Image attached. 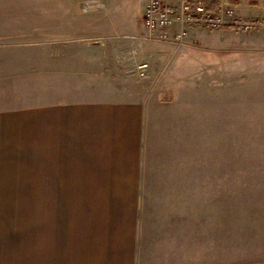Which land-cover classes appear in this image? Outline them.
I'll use <instances>...</instances> for the list:
<instances>
[{"label": "rangeland", "instance_id": "rangeland-1", "mask_svg": "<svg viewBox=\"0 0 264 264\" xmlns=\"http://www.w3.org/2000/svg\"><path fill=\"white\" fill-rule=\"evenodd\" d=\"M204 1L262 24L194 25L176 42L147 36L149 0H0V110L146 100L142 167L180 170V215H263L264 0ZM78 36L102 64L80 61L84 47L67 42ZM141 61L149 77L137 73Z\"/></svg>", "mask_w": 264, "mask_h": 264}, {"label": "crops", "instance_id": "crops-1", "mask_svg": "<svg viewBox=\"0 0 264 264\" xmlns=\"http://www.w3.org/2000/svg\"><path fill=\"white\" fill-rule=\"evenodd\" d=\"M148 104L0 110V264H264V213L180 215V170L142 167Z\"/></svg>", "mask_w": 264, "mask_h": 264}, {"label": "built area", "instance_id": "built-area-1", "mask_svg": "<svg viewBox=\"0 0 264 264\" xmlns=\"http://www.w3.org/2000/svg\"><path fill=\"white\" fill-rule=\"evenodd\" d=\"M229 14L228 10L227 15L215 13L208 8L204 0H177L174 3L164 0H149L143 24L145 32L150 38L167 39L171 37L176 42L185 40L189 29L194 25L218 27L232 24L250 29L262 24L259 20L233 21L232 18H227ZM136 69L141 77L150 76V64L147 61L138 62Z\"/></svg>", "mask_w": 264, "mask_h": 264}, {"label": "trees", "instance_id": "trees-1", "mask_svg": "<svg viewBox=\"0 0 264 264\" xmlns=\"http://www.w3.org/2000/svg\"><path fill=\"white\" fill-rule=\"evenodd\" d=\"M218 2H220V0H213V1H210V4L211 5H215L217 4ZM213 7V6H211ZM224 28H236V26L232 25V24H226L223 26Z\"/></svg>", "mask_w": 264, "mask_h": 264}]
</instances>
